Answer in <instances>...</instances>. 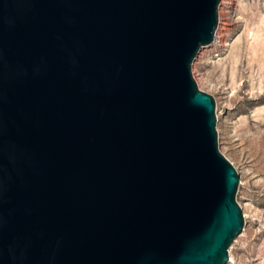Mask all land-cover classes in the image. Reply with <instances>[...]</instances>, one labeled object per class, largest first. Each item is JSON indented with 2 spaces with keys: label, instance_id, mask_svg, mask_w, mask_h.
Masks as SVG:
<instances>
[{
  "label": "water",
  "instance_id": "obj_1",
  "mask_svg": "<svg viewBox=\"0 0 264 264\" xmlns=\"http://www.w3.org/2000/svg\"><path fill=\"white\" fill-rule=\"evenodd\" d=\"M220 0H0V264H226L244 228L191 64Z\"/></svg>",
  "mask_w": 264,
  "mask_h": 264
},
{
  "label": "rangeland",
  "instance_id": "obj_2",
  "mask_svg": "<svg viewBox=\"0 0 264 264\" xmlns=\"http://www.w3.org/2000/svg\"><path fill=\"white\" fill-rule=\"evenodd\" d=\"M223 1L221 43L199 49L192 75L215 99L219 149L239 175L245 223L226 264H264V0Z\"/></svg>",
  "mask_w": 264,
  "mask_h": 264
},
{
  "label": "bare ground",
  "instance_id": "obj_3",
  "mask_svg": "<svg viewBox=\"0 0 264 264\" xmlns=\"http://www.w3.org/2000/svg\"><path fill=\"white\" fill-rule=\"evenodd\" d=\"M230 1H232V0H224V1H223V4H224V3L226 4V3L230 2ZM219 4H220V3H219ZM215 32H216V31H215ZM212 42H215V43H221V41L218 40V35H217V34L214 35V39H213ZM211 44H212V43H211ZM207 46H208V45H207ZM192 62H193V61H192ZM191 65H192V64H191Z\"/></svg>",
  "mask_w": 264,
  "mask_h": 264
}]
</instances>
